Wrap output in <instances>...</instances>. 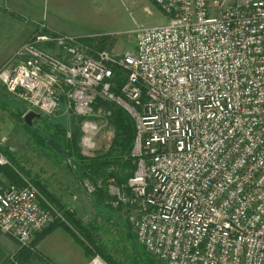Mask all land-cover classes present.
<instances>
[{"label": "built area", "instance_id": "obj_1", "mask_svg": "<svg viewBox=\"0 0 264 264\" xmlns=\"http://www.w3.org/2000/svg\"><path fill=\"white\" fill-rule=\"evenodd\" d=\"M153 2L170 19L135 31L134 51L95 48L40 24L0 83L27 112L80 118L85 151L97 148L93 113L111 114L94 108L98 100L128 112L136 169L111 204L124 207L159 261L264 264V0ZM116 70L126 77L119 94ZM9 164L0 150V166ZM39 197L32 183L0 179V232L20 250L34 251L53 220ZM88 264L109 263L95 254Z\"/></svg>", "mask_w": 264, "mask_h": 264}, {"label": "rangeland", "instance_id": "obj_2", "mask_svg": "<svg viewBox=\"0 0 264 264\" xmlns=\"http://www.w3.org/2000/svg\"><path fill=\"white\" fill-rule=\"evenodd\" d=\"M90 3L93 10L92 19L95 23L91 27L82 28L81 33L76 36H79L95 48H102V41H104V47H108L116 53L135 50V31L139 28L166 24L170 19L153 0H90ZM0 10L5 14H13V12L6 10L4 0H0ZM13 15L11 16L18 20L23 19ZM29 37L19 44V47ZM16 51L0 64V69L6 65L15 64L18 59ZM98 102V107L102 111H110L111 114L97 116L98 111L95 108L96 112L93 113L92 118L100 119L101 122H98L99 132L94 138L97 143V148L94 151H85L80 145L82 122L80 118L78 119L69 113L65 114L63 109L56 111L53 115H48V118L53 121L61 120L64 122L65 131L71 130L72 136L68 141L73 139L75 133L76 136L78 135L76 129L80 131L79 141L75 149H67L58 153L44 143V136L49 137L51 133L47 125L50 121L36 118L33 120L32 125H28L24 120V116L27 113L25 103L9 93L0 83V150L3 148V151H1L10 161L8 167L16 174L20 183L12 182L3 171H0V179L3 182H12L18 186H24L28 183L36 186L39 191L40 201L50 205L53 209V220L42 231L58 222L65 224L71 232L63 227L56 228L50 234L58 230L70 237L82 252L86 264L89 263L90 257L95 254L88 253L90 245L87 242L84 241V246L76 240L77 238L83 239L81 230L73 225L63 213L59 207L60 205H58L59 201L61 205L72 210L84 226L98 227L101 239L105 245L109 246V252L118 260L125 258L121 254L125 250L126 242L120 234L123 231L122 229L125 230V224H128L127 221L129 222L126 218L124 207L113 209L106 204L105 206L107 207L104 205L98 206V196L89 193L84 187V183L88 181L95 188H101L110 196L108 202L111 203L113 189L118 187L124 189L130 178L126 179V175L129 172L126 162L120 160L119 154L112 151L117 133L116 125L112 119L114 109L108 105L109 102L103 100ZM8 152L11 153V157ZM81 157L86 162L109 158L108 160H111L112 164L102 168L97 173H93L91 177L86 176L85 179L81 180L78 174ZM38 183L45 190H42ZM125 190L127 191L126 187ZM130 227L135 234L131 224ZM39 233L33 239L32 246L35 247L34 251H37L34 253L30 249L20 250L16 241L0 232V264H11V256H14L15 260L20 264H57L45 253L37 249L38 244L50 235L38 241Z\"/></svg>", "mask_w": 264, "mask_h": 264}, {"label": "trees", "instance_id": "obj_3", "mask_svg": "<svg viewBox=\"0 0 264 264\" xmlns=\"http://www.w3.org/2000/svg\"><path fill=\"white\" fill-rule=\"evenodd\" d=\"M19 18V16H17ZM22 18V17H20ZM39 26H37V29ZM105 43L102 41V48H108L104 47ZM125 74L121 70H116L115 71V76H114V87L113 90L119 94L120 93V87L121 85L125 82ZM101 101V100H98ZM96 102L94 104V108L98 107V103ZM102 102V101H101ZM110 107L114 109V112L112 114V119L114 120V123L117 128V133H116V138L114 141V147L112 151L116 152L119 154L120 160L123 162H126V166L129 168V172L126 175V179L131 177L134 174V171L136 169V164L134 163V159L131 156V151L133 148L134 144V139L136 136V127H135V122L133 118L128 114V112L123 109L122 107L118 106L115 103H110L108 104ZM49 116H42L43 120L48 119L49 123L47 125L49 126V131L51 133L49 134V137L44 136V143L48 145V140L50 138H54L58 144L60 145L62 152H64L67 149H75L76 144L78 143L80 131L79 129H76V132L78 135L73 137L70 141H68L66 137V131H65V124L61 120L59 121H53L48 118ZM38 120H41V118H37ZM3 151V148H1ZM56 151V150H55ZM58 152V151H56ZM113 152V153H114ZM60 153V152H58ZM8 154L11 157V153L8 152ZM79 155V154H78ZM112 156V154H110ZM109 159V158H108ZM108 159H100V160H94V161H89L86 162V160L81 157V161H79L80 166H78V174L80 179H85L86 176L91 177L93 173H97L99 170H102V168L109 166L111 163V160ZM0 171H3L10 180L13 182H19V178L16 176V174L8 167V166H0ZM39 184V183H38ZM41 186V184H39ZM42 190H45L43 186H41ZM93 194H96L98 196V206H109L110 208H116L114 207L111 203L108 202L110 200V196L104 192L101 188L96 187L95 191ZM41 203L44 204L42 201ZM58 205H60V209L63 211V213L69 218L70 222L77 226L82 233V240H78V242L82 245L85 246V242H87L90 245V249H88V253H93V254H99L104 260H106L109 264H165L161 261H159L154 255L149 253L144 246H142L136 239L135 234L132 232V229L130 227V223L127 221L128 224H125V230L122 229L121 231V237H123L124 241L126 242V247L124 252L121 254V256H125L122 260L116 259L110 252L109 246L105 245L104 241L101 239L100 234L98 233L99 228L93 227V226H84L82 222H80L76 214L66 208L64 205H61V202H58ZM105 206V207H107ZM119 208V207H118ZM126 223V222H125ZM65 228L69 232V228L63 224L62 222L55 223L45 231H42L41 233L38 234V241L44 239L46 236H48L51 232H53L56 228ZM71 234V233H70ZM22 250H27V249H22ZM34 253L37 251H33ZM120 254V253H119ZM118 254V255H119Z\"/></svg>", "mask_w": 264, "mask_h": 264}, {"label": "crops", "instance_id": "obj_4", "mask_svg": "<svg viewBox=\"0 0 264 264\" xmlns=\"http://www.w3.org/2000/svg\"><path fill=\"white\" fill-rule=\"evenodd\" d=\"M6 10L18 20L0 10V64L37 29L45 24L51 31L79 35L84 27L95 23L90 0H4ZM30 38V37H29ZM37 249L57 264H86L82 252L61 231L46 237Z\"/></svg>", "mask_w": 264, "mask_h": 264}, {"label": "water", "instance_id": "obj_5", "mask_svg": "<svg viewBox=\"0 0 264 264\" xmlns=\"http://www.w3.org/2000/svg\"><path fill=\"white\" fill-rule=\"evenodd\" d=\"M42 116L43 115L41 113H37L35 111H29L25 114L24 120L28 125H32L34 119L42 118ZM48 145L51 148H53L54 150H56L60 153L62 152L60 145L58 144V142L54 138H51L48 140Z\"/></svg>", "mask_w": 264, "mask_h": 264}]
</instances>
